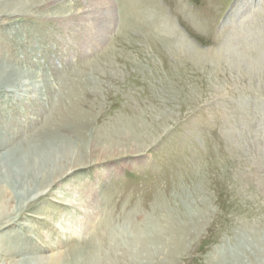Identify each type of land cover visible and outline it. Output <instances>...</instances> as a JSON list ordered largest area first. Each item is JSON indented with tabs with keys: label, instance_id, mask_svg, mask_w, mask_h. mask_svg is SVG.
I'll list each match as a JSON object with an SVG mask.
<instances>
[{
	"label": "rangeland",
	"instance_id": "374dc122",
	"mask_svg": "<svg viewBox=\"0 0 264 264\" xmlns=\"http://www.w3.org/2000/svg\"><path fill=\"white\" fill-rule=\"evenodd\" d=\"M24 152L0 264H264V0H0V171Z\"/></svg>",
	"mask_w": 264,
	"mask_h": 264
},
{
	"label": "bare ground",
	"instance_id": "6f19581e",
	"mask_svg": "<svg viewBox=\"0 0 264 264\" xmlns=\"http://www.w3.org/2000/svg\"><path fill=\"white\" fill-rule=\"evenodd\" d=\"M10 76H12V77L14 76L13 78L11 77V79L12 80L17 79L18 84H19V81L21 79H23L24 77H27V76H25L24 72L19 71V70H16ZM2 77L6 78L5 75L2 76ZM20 84H21V81H20ZM62 145L63 144H61V146ZM59 150H60V148H59ZM44 155L45 154H43V152L40 151V153L37 154V157L39 158V161H36L37 162L36 163L35 159H34L35 165L36 164L38 165L37 167H40L42 165L41 163H43L44 160H46L45 158H44V160L42 159ZM14 158H13L14 160H13L12 167H9V168L6 167V172L5 171L2 172V170L0 171V172H2V173H0V186H1L2 183H3L2 185H4L3 187L1 186V189H0V199L2 200V202L5 203L6 202L5 199L9 196V198L15 200L17 205L20 206L19 208L23 209V203L26 200H28V197H30L29 195H32V193H36L37 192L36 188H34V185H33L32 181H31L32 179L34 180L35 177L37 176V172H36L37 168L33 172H29L31 170V167L34 168L35 166H33L34 163L28 159L29 156L25 152L22 153V155H20L19 157H17V158L14 157ZM13 166H15V167H13ZM29 178H31V180ZM39 195L40 194L37 193L36 198ZM2 207L5 208L4 206H2ZM3 208H1V209H3ZM4 214L5 213L2 212V215H4ZM62 260H63L62 256H58V257H55V258L52 257L46 263H49V264H61Z\"/></svg>",
	"mask_w": 264,
	"mask_h": 264
}]
</instances>
